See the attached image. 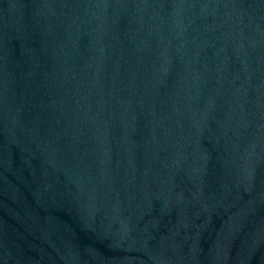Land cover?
I'll return each mask as SVG.
<instances>
[{"label":"water","instance_id":"1","mask_svg":"<svg viewBox=\"0 0 264 264\" xmlns=\"http://www.w3.org/2000/svg\"><path fill=\"white\" fill-rule=\"evenodd\" d=\"M0 264H264V0H0Z\"/></svg>","mask_w":264,"mask_h":264}]
</instances>
